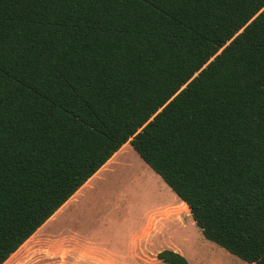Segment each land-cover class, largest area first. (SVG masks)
Wrapping results in <instances>:
<instances>
[{"label":"trees","instance_id":"obj_1","mask_svg":"<svg viewBox=\"0 0 264 264\" xmlns=\"http://www.w3.org/2000/svg\"><path fill=\"white\" fill-rule=\"evenodd\" d=\"M127 143L264 264V0H0V264Z\"/></svg>","mask_w":264,"mask_h":264},{"label":"rangeland","instance_id":"obj_2","mask_svg":"<svg viewBox=\"0 0 264 264\" xmlns=\"http://www.w3.org/2000/svg\"><path fill=\"white\" fill-rule=\"evenodd\" d=\"M111 166L69 222L81 240L43 229L9 264H163L157 255L166 249L191 264H249L204 237L190 210L132 146Z\"/></svg>","mask_w":264,"mask_h":264},{"label":"crops","instance_id":"obj_3","mask_svg":"<svg viewBox=\"0 0 264 264\" xmlns=\"http://www.w3.org/2000/svg\"><path fill=\"white\" fill-rule=\"evenodd\" d=\"M131 147L130 143L125 144L87 183L81 187L37 232L45 229L43 234L56 235L58 238L63 240H81L78 232L71 230L69 227V222L76 217L78 211L80 210V205L82 202L88 203L91 196V191L93 190L94 181L101 176L102 173H107L112 169L111 163L116 156L122 153L126 148ZM144 164L150 169V167L144 162ZM145 166V167H146ZM151 170V169H150ZM107 171V172H106ZM152 177V176H151ZM177 197V196H176ZM178 198V197H177ZM193 224L195 222L193 221ZM36 232V233H37ZM36 233L34 235H36ZM32 237H35V236ZM32 237L26 241L19 250L13 255H17L22 249H24L32 240ZM24 247V248H23ZM14 256V257H15ZM12 257V256H11ZM7 260L8 264L13 258ZM5 262V263H7ZM4 263V264H5Z\"/></svg>","mask_w":264,"mask_h":264},{"label":"water","instance_id":"obj_4","mask_svg":"<svg viewBox=\"0 0 264 264\" xmlns=\"http://www.w3.org/2000/svg\"><path fill=\"white\" fill-rule=\"evenodd\" d=\"M161 111V110H160Z\"/></svg>","mask_w":264,"mask_h":264}]
</instances>
